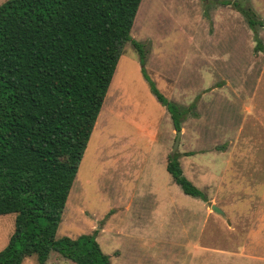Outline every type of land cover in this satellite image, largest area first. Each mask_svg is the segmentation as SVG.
I'll return each mask as SVG.
<instances>
[{"label":"rangeland","instance_id":"rangeland-1","mask_svg":"<svg viewBox=\"0 0 264 264\" xmlns=\"http://www.w3.org/2000/svg\"><path fill=\"white\" fill-rule=\"evenodd\" d=\"M221 1L142 0L131 32L160 91L192 107L176 152L208 200L185 194L167 170L177 130L129 41L56 238L98 230L112 264H264V51ZM239 1L264 21V0ZM259 35L264 44V26ZM15 218L0 215V251ZM46 264L75 262L52 252Z\"/></svg>","mask_w":264,"mask_h":264},{"label":"trees","instance_id":"trees-1","mask_svg":"<svg viewBox=\"0 0 264 264\" xmlns=\"http://www.w3.org/2000/svg\"><path fill=\"white\" fill-rule=\"evenodd\" d=\"M142 0H6L0 4V215L15 213V230L0 264L58 252L75 264H112L98 230L56 238L70 191L106 101L118 62L131 41L141 72L174 128L192 107L157 87L146 69L144 44L132 39ZM246 19L264 51V21L252 6L222 0ZM179 153L167 170L185 194L207 201L185 174Z\"/></svg>","mask_w":264,"mask_h":264},{"label":"water","instance_id":"water-1","mask_svg":"<svg viewBox=\"0 0 264 264\" xmlns=\"http://www.w3.org/2000/svg\"><path fill=\"white\" fill-rule=\"evenodd\" d=\"M181 135H182V130H178L177 131L176 141H175L172 153H171L173 156L176 154V151H177V149L179 147ZM212 208H213L214 211H216L218 213H223V211L217 205H213Z\"/></svg>","mask_w":264,"mask_h":264},{"label":"bare ground","instance_id":"bare-ground-1","mask_svg":"<svg viewBox=\"0 0 264 264\" xmlns=\"http://www.w3.org/2000/svg\"><path fill=\"white\" fill-rule=\"evenodd\" d=\"M105 121V120H104ZM94 132V131H93ZM98 144H99V142H98Z\"/></svg>","mask_w":264,"mask_h":264}]
</instances>
